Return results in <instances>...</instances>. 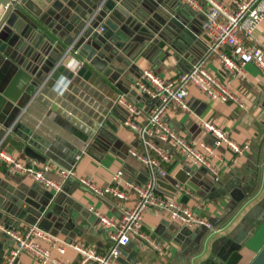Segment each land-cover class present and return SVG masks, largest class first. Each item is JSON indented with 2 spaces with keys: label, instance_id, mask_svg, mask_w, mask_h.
Returning <instances> with one entry per match:
<instances>
[{
  "label": "crops",
  "instance_id": "obj_1",
  "mask_svg": "<svg viewBox=\"0 0 264 264\" xmlns=\"http://www.w3.org/2000/svg\"><path fill=\"white\" fill-rule=\"evenodd\" d=\"M82 1L87 3L88 6L92 5L91 2L93 3V0ZM128 1L129 6L126 9L129 10V24L135 25V30H143V33L142 36H139L141 43H125L124 48L127 47V50L125 52L122 49L119 50V56L113 58L111 62L113 67L124 69L120 78L126 87L136 91L132 82H135L144 70H152L163 78H170L188 70L192 64L205 54V39L208 38V35L202 28L203 14L195 13L189 7L183 6L178 0H162L164 7L161 5L160 7L165 11H171V15L179 14L186 24L200 29L201 32L197 35V42L188 43L183 39L177 40L175 35L169 31H165L166 33L163 35L161 31L154 29L155 25L164 29V25L160 24L157 21L158 19L152 18L153 13L157 10L155 7L152 11H149L147 6L144 3L142 4L140 0ZM220 1L228 7H232L234 4V0ZM70 2L72 3V9H70L71 11L65 19V24L68 28L74 29L77 25L83 26L84 23H82V16L77 12V0H70ZM67 3L68 1L64 3L65 6H67ZM116 3H119V0H116ZM3 11L4 7L0 10V16ZM150 20L152 23L148 24ZM149 33L153 36L155 43H148L145 46L147 44L144 40L145 35ZM66 35L75 36L73 32L66 31L62 38H65ZM255 37L264 50V19L256 30ZM74 40L75 38L72 43ZM139 48H144L143 54L140 53ZM51 50L52 47L45 42H41L38 47L33 44L26 46L25 50H22L24 63L27 67H30V63H36L35 59L38 56L45 59ZM68 63L75 64L76 62L70 61ZM39 65L40 63L34 66L33 71L38 69ZM207 67L222 83L244 101V106L241 108L232 102L207 98L194 85H190L187 98L188 110L171 106L166 111L164 120L204 154H206V151L201 146V141L212 145L213 139L210 135L204 133L201 127L202 121L212 122L227 130L230 137L238 143L248 142L249 149L244 154L237 156L224 145L215 148L209 159L219 172L216 181L208 169L194 166L190 161L171 151L169 161H160L162 168L172 177L180 169L189 170L193 180H187L185 183L179 182L189 190V194L178 190L173 195L167 192V195L190 207L197 214L210 219L216 217L230 201L228 194L217 197L211 196L215 188L225 187L227 182L237 177L243 185L251 187L250 194L240 203L237 209L220 225L215 227V230L205 231L204 228H191L189 230L192 235L182 236V238H179L180 235L177 234L181 229H184V225L171 221L167 211L149 209L143 217L142 229L160 239L163 242V250L152 249L141 241L138 236L131 234L129 243L122 248L118 257L120 264H201L211 256L210 248L213 241L225 232L232 230L248 213L252 212L256 204L264 197V74L253 63H246L242 78L231 77L224 71L216 54L208 57ZM138 97L136 101L146 112L150 111L156 103L154 99L141 97L139 94ZM43 108L44 106L41 103L32 106L26 121L33 125L34 128H31V130L37 132L41 139L49 141L48 151L45 150L47 152L46 161L55 160L67 166L74 162L75 165L74 176L63 182L61 200L68 197L73 201L82 203L84 208L90 210L91 207H95L102 213L114 215L118 220L121 208L131 203L135 196L134 193L128 191L125 199H117L109 195L98 196L82 185L79 179L81 177L89 178L97 185L105 186L113 182L114 176L119 171L122 172L118 179L120 184H123L126 180L133 179L141 182L144 179L138 174L141 171L146 173L148 168L128 154L130 148H135L140 152H144L145 149L137 132L124 124V120L128 116L127 110L119 104L114 111L111 110L106 116L109 124L105 127L108 131L114 132L116 136V143L113 145L114 150L108 149L106 151L102 149L101 145L105 147L104 141L109 139L104 136L103 141H100V147L95 146L93 153L83 151L81 154H77L69 147L71 144L70 139L65 135L56 133V122L53 118L45 115ZM144 118V115H140L135 120L142 122ZM25 126L30 129L26 123ZM6 147L16 152L7 142ZM18 154L22 161L28 162L31 160L22 152ZM75 155L80 156L76 161H74ZM150 155L154 156V153L150 152ZM131 168L137 170L138 174H134L130 170ZM47 175L53 179H60L53 170H50ZM139 177L141 180L138 179ZM0 178L6 181L7 189H10V194L19 203L21 202L20 198L24 196L29 197L36 203L35 201L42 197L40 191L46 189L30 176L12 175L6 171L5 167H0ZM25 205L27 204L24 203L23 207H26ZM49 206H52V204ZM262 210V213H257L253 217V223L249 222V234H246L240 248L232 253L225 264H249L263 247L264 218L259 219L264 214V209ZM65 214V201H63L57 207L56 212H49L48 221L50 222H48L49 230L47 232L53 231L54 223L59 220L60 215L64 216ZM79 219L82 222L80 220L76 221L75 227L77 230H74L75 227L67 230L62 228L56 235L58 241H54V243L43 242L45 246L52 249L54 256L72 264L78 259L75 251L67 247L66 251L60 254L57 252L56 247L64 242L73 241L93 246L98 253L106 254L111 245L108 237L109 229L101 227L98 221L89 222L82 218ZM163 221L167 223L164 224ZM254 223L256 225L255 229L253 228ZM18 226L24 229L28 224L19 222ZM171 226L175 229L178 228L177 231H174ZM3 230L5 231V226L0 225V234ZM74 231L76 232L74 236L67 235ZM7 241L8 239L0 235V249L7 244ZM185 243L186 245H184ZM194 245H199L198 250L186 255L188 249ZM19 262L21 264H41L28 253H22L19 256ZM87 264H96V262L89 261Z\"/></svg>",
  "mask_w": 264,
  "mask_h": 264
},
{
  "label": "water",
  "instance_id": "obj_2",
  "mask_svg": "<svg viewBox=\"0 0 264 264\" xmlns=\"http://www.w3.org/2000/svg\"><path fill=\"white\" fill-rule=\"evenodd\" d=\"M9 1L0 0V10ZM67 1L65 6L64 3ZM102 1L98 12L103 16L98 20L102 21L104 26L102 35L93 31L98 22L95 19L81 33L83 24L77 25L74 29L66 26L65 19L72 9L70 0H15L5 9L0 19V141L5 139L16 152H22L25 156L40 162L46 161L45 147H49V141L41 139L37 132L31 130L34 128L33 125L26 121L32 106L38 103L44 106L45 115L56 122V133L70 139L69 147L74 153L81 154L83 151L93 153L95 146L100 147V141H103L104 136L109 139L104 141L105 147L101 145L102 149L114 150L116 136L114 132L106 129L105 126L109 124L106 116L119 106L116 102L119 94H125L133 101L139 97L136 91L123 84L120 76L124 69L113 67L111 62L113 58L119 56V50L122 49L124 52L127 50V47L124 48L125 43H141L139 36H142L143 30H135V25L129 24V10L126 9L129 6L128 0H119V3H116V0H93L90 15ZM140 1L149 11H152L153 7L157 9L152 18L158 19L157 21L164 25V29L155 25V30L161 31L163 35L165 31H169L177 40L197 42L200 29L186 24L179 14L171 15V11H165L160 7V5L164 7L162 0ZM79 2L80 0H77L78 5ZM77 12L83 18L82 23L90 16H83L78 9ZM151 23V20L148 21V24ZM66 31L73 32L75 36L66 35L62 38ZM77 35H79L77 40L72 48H69ZM144 40L147 43L145 46L148 43H155L150 33L145 35ZM41 42L50 45L51 52L45 59L38 56L35 59L36 63H30V67H27L22 50L31 44L38 47ZM144 48L138 49L140 53L143 54ZM70 61L76 63L70 64L68 63ZM39 63L38 69L33 71L32 68ZM130 170L138 174L137 170L132 168ZM141 172L138 175L144 178L141 181L144 183L149 173ZM190 174L191 172L185 169H180L174 177L170 175L161 177L155 173L156 189L173 195L177 191L174 187L176 181L185 183L187 180H193ZM138 179L141 180L140 177ZM5 182L0 178V225L5 228L21 222L28 225L37 224L39 228L48 231L50 222L48 214L51 211L56 212L63 201L66 214L59 216L50 234L56 236L62 228L73 229L79 218L89 222L97 221L95 213L84 208L82 203L68 197L61 200L62 191L54 193L49 189L41 190L42 197L35 201L36 203L25 196L20 198L19 203L14 200ZM250 188L243 185L237 177L227 182L225 187L215 188L211 196L228 194L230 201L209 221L215 227L220 225L249 196ZM24 203L27 204L26 207H23ZM50 204L52 206H49ZM262 209L264 197L232 230L213 241L210 248L211 256L201 264H225L232 253L240 248L246 234H249V222L253 223V217L257 213H262ZM263 218L264 214L259 217L261 220ZM253 228H256L255 223ZM177 229L173 227L174 231ZM203 230L206 231L205 228ZM189 232L190 230L184 227L177 235H180L179 238L191 236L192 232ZM75 233L74 231L67 235L71 237ZM0 235L8 239L7 244L0 249L1 261L5 250L13 245V240L4 230ZM198 248L199 245L192 246L186 255L197 251ZM249 264H264V245Z\"/></svg>",
  "mask_w": 264,
  "mask_h": 264
},
{
  "label": "built area",
  "instance_id": "obj_3",
  "mask_svg": "<svg viewBox=\"0 0 264 264\" xmlns=\"http://www.w3.org/2000/svg\"><path fill=\"white\" fill-rule=\"evenodd\" d=\"M13 1L15 0H10L4 5V11ZM178 1L195 13L203 14L202 28L208 35L205 39L206 52L188 70L170 78H163L152 70L142 72L135 80L134 87L141 97L155 100L156 103L148 112L137 101L130 100L125 94L118 95L116 102L128 112L124 124L137 132L145 149L144 152H140L135 148H130L128 154L148 168V179L144 183L131 179L120 184L118 179L122 174L121 171L114 176L113 182L105 186H99L89 178L79 179L82 185L98 196L109 195L117 199H125L128 191L133 192L135 196L130 204L121 208L118 220L114 215L102 213L95 207L90 208L97 216L98 224L109 229L108 237L111 245L106 254L98 253L93 246L73 241L64 242L56 247L60 254L64 253L67 247L75 251L78 259L73 264H87L89 261L96 262V264H120L118 257L121 248L129 243L131 234L138 236L152 249L162 251L163 242L142 229L143 217L149 209L167 211L171 221L181 223L188 229L199 227L207 231L215 230V226L209 219L176 201L166 192L158 191L154 175L155 173L161 177L169 175L160 165V161H169L172 151L190 161L194 166L208 169L216 181L219 172L209 159L215 148L224 145L237 156L249 149L248 142L238 143L230 137L227 130L212 122L202 121L201 127L204 133L213 139L212 145L201 141V146L206 151L204 154L168 125L164 120V115L171 106L188 110L187 98L190 85H194L207 98L232 102L241 108L244 106V101L208 69L207 59L210 55L216 54L224 71L231 77L242 78L246 63H253L264 74V50L255 37V32L264 19V0H234L232 7L224 5L220 0ZM102 3L103 1L85 20L80 33L94 21ZM93 31L103 34L102 21L97 22ZM79 35L75 37L69 48H72ZM140 115L145 117L142 122L135 120ZM150 152H153L154 156H151ZM79 157L75 155L74 161ZM74 166V162L67 166L55 160L42 163L36 159L28 162L22 161L17 152L6 147L5 139L0 141V167H5L6 171L12 175H28L54 193L62 191L63 182L74 176ZM50 170L55 171L60 179L49 177L47 173ZM174 187L177 191L190 193L178 181ZM5 231L13 240V245L4 253L0 264H21L19 256L22 253H28L41 264H72L54 256L52 249L43 244V242L54 243L58 241V238L39 228L37 224L28 225L24 229L13 225L6 227Z\"/></svg>",
  "mask_w": 264,
  "mask_h": 264
},
{
  "label": "trees",
  "instance_id": "obj_4",
  "mask_svg": "<svg viewBox=\"0 0 264 264\" xmlns=\"http://www.w3.org/2000/svg\"><path fill=\"white\" fill-rule=\"evenodd\" d=\"M77 9L83 16L88 17L91 13L92 8L90 5L88 6V4L85 3L84 1L80 0ZM102 17H103L102 14H100V13L97 14L95 21L100 20Z\"/></svg>",
  "mask_w": 264,
  "mask_h": 264
}]
</instances>
